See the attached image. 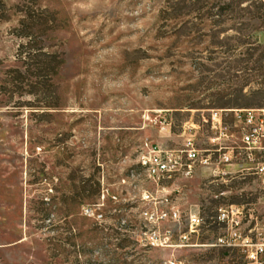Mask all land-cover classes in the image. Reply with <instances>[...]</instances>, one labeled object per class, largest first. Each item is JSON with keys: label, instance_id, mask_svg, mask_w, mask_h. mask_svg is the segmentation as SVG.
Returning <instances> with one entry per match:
<instances>
[{"label": "rangeland", "instance_id": "374dc122", "mask_svg": "<svg viewBox=\"0 0 264 264\" xmlns=\"http://www.w3.org/2000/svg\"><path fill=\"white\" fill-rule=\"evenodd\" d=\"M166 1L0 0V264H248L217 246L230 209L241 237L264 244L251 172L154 182L141 164L189 139L212 150L213 111L234 146V112L264 109L234 59L169 37Z\"/></svg>", "mask_w": 264, "mask_h": 264}, {"label": "built area", "instance_id": "2783aa9c", "mask_svg": "<svg viewBox=\"0 0 264 264\" xmlns=\"http://www.w3.org/2000/svg\"><path fill=\"white\" fill-rule=\"evenodd\" d=\"M210 123L216 134L212 140L214 144L212 150L197 149L191 139L186 141L184 148L178 152H162L157 147H150L148 155L141 159L148 178L154 182L176 176L191 178L194 170L199 167H210L219 172L222 166H233L240 169V172H251L257 177L264 193V109L234 112V128L239 136L238 144L235 143L234 146L219 143L233 137L224 126L220 112H211ZM241 215L238 209L219 211L218 220L228 226V236L219 239L217 246L240 248L244 250L248 264H261L259 259L264 254V244H253L241 237L237 230L241 223ZM173 217L176 215L173 214ZM199 226L200 219H190V232H195Z\"/></svg>", "mask_w": 264, "mask_h": 264}, {"label": "trees", "instance_id": "16d2710c", "mask_svg": "<svg viewBox=\"0 0 264 264\" xmlns=\"http://www.w3.org/2000/svg\"><path fill=\"white\" fill-rule=\"evenodd\" d=\"M166 2L159 20L169 29L170 38L208 43L210 53L234 59L232 78L250 87L251 95L264 97V47L257 41L264 32V0ZM241 59H246L244 69Z\"/></svg>", "mask_w": 264, "mask_h": 264}, {"label": "crops", "instance_id": "0c3cea01", "mask_svg": "<svg viewBox=\"0 0 264 264\" xmlns=\"http://www.w3.org/2000/svg\"><path fill=\"white\" fill-rule=\"evenodd\" d=\"M231 167L232 166H223V168H224L223 172H227V171L231 170ZM220 170H221V168H220Z\"/></svg>", "mask_w": 264, "mask_h": 264}]
</instances>
